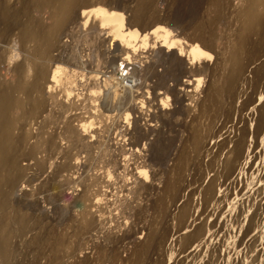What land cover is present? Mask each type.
Returning <instances> with one entry per match:
<instances>
[{"label":"rangeland","instance_id":"1","mask_svg":"<svg viewBox=\"0 0 264 264\" xmlns=\"http://www.w3.org/2000/svg\"><path fill=\"white\" fill-rule=\"evenodd\" d=\"M4 1L2 0V2ZM117 1L120 4H123V2L125 4H123L122 8H118L116 14L119 16L122 12L121 9H123L129 16V10L135 4L134 0H105V4H111V2L115 4ZM157 1L155 0V6L161 9L162 15H166L169 12L167 15H171L176 10L183 13L188 12V17H185L188 22L186 19L182 22L188 27L181 23V25L179 23L178 25L174 24L172 27L177 32L182 33L184 40L187 39L185 36L193 33L192 26H194L195 22V19L190 17L191 13H189L192 12L194 7V3L192 4L193 0ZM202 1H200L199 5ZM214 1L204 0L202 5H200L201 8H199L200 6L197 8L200 9L197 10V14L200 12L198 14L200 17L197 15V18L200 19L208 15L209 19L206 16L202 20L212 21L215 15L218 16L219 13H222L219 14L221 20L219 23L217 22L218 24H215L217 26H214V30L218 28L216 34L221 38L218 44H222L217 47V51L220 55H223L232 49L229 39L232 35L231 38L239 33L242 27V18H238L243 16L239 12H245V5L249 0H222L221 7L217 4V0ZM212 2L213 4H211ZM87 3L95 4L86 6ZM179 3L180 6H178ZM251 5L256 10V16L252 20L253 28L249 36L248 46L242 54L240 75L234 79V83L226 93L221 105L220 115L218 118L212 119L210 131L203 134L199 149L193 152L192 160L186 166V179H184L177 191L167 199L169 200L167 209H157L153 212L151 216L152 226L149 229L150 241L144 250L138 254H135V247L142 242V232L140 230L142 229L143 221H145L144 219L150 209L152 210L163 194H165V178L171 174L173 167L177 164L178 157L183 150V139L189 135L191 128L197 131L202 129V123H199L202 116L200 106L205 101L206 92L208 91L207 86H209L211 81V69L216 66V59L205 58L201 52L191 50L190 52L189 50H186L188 52L185 50L183 52L181 50L182 52L179 51L181 53L178 52L180 57L182 56L181 58L185 60L188 58L186 61L190 65L189 70L184 74L185 76H180V80L183 78L186 81L189 80L187 81V88H182L180 91L176 88L169 90L167 85L181 87L179 86L181 84L177 85L178 80L173 77L174 73L169 71L170 74L169 72L168 74H162L161 78L166 77L167 79L158 80L157 76L151 77L157 73H151L153 66H149V70L144 73V79H147L146 89L144 87V89L136 90V96L138 97H136L134 102H130L129 105V102L121 104L118 101L122 91L120 89L112 93V96L114 95L117 98L114 96V98L110 97L112 99H110V105H108L107 94L103 90L101 92V90L91 87L90 92L87 93L88 95H84L85 91H87L85 90L87 72L96 66L100 70L112 71L113 65H109L106 62H109L111 57L118 59L123 52L118 50L116 54H111L106 52L105 49L111 47L110 43L113 45L118 44V41H120L119 36L127 39L126 36L132 37L146 34L147 31L140 25L128 18L125 27L123 23L120 30L121 33L114 32L110 24L104 21L110 15L109 7H105L100 0H79L78 9L73 13L71 22L67 27L68 32L66 30L59 39L58 37L56 38L58 41H56L57 43L55 42L56 45L50 51V57L57 62L56 67L48 63L47 51L44 52L47 43L45 32L50 30L47 25L44 26V34L38 41L30 43L28 46L29 52H33L38 46L42 48V52L30 57L31 78L29 84L34 85L36 78L38 79L45 75L49 76L44 87L52 114H48L49 117H47L45 113L42 117L43 119H41L42 121L40 120V129L43 130V137L39 127L36 128L35 119L23 122L21 127L18 126L17 134L20 138L28 139L32 134L36 139L42 138L35 143L37 145L41 143V149H43V157L39 160L43 163L35 164L36 160H33V164L30 161L28 169L23 170L20 174L19 181L21 182L20 186L23 189L21 190L23 193L21 192L19 200L29 205L31 209L36 210L39 215L42 214L40 217H42L44 223L46 222L45 224L43 223L44 225H40L42 231L48 229L45 226L47 223L53 227L54 230L46 235V239L49 243L56 242V248L50 251L48 257L57 259V264H108L109 261L111 264H264V0H252ZM190 6L192 9H190ZM174 7L176 10H174ZM181 8L183 10H180ZM221 9L224 12H221ZM88 11L90 12V18H93L94 21L91 25H86L87 21L85 18H88L86 17L88 16ZM235 11H237V14H234ZM48 14L47 7L42 4L40 10L35 11L34 16L40 20ZM230 17L232 18L230 19ZM228 18L230 20H227ZM229 35L231 36L229 37ZM6 46L12 54L20 48L19 44L14 41L6 43ZM173 48L176 50V47ZM144 51H146L144 54L147 56L151 52V50L148 51L147 49ZM155 59L157 60V58ZM155 59L153 61H156ZM111 61L114 62L113 60ZM120 61H123V59ZM102 63L105 65L103 66ZM155 63L157 64V62ZM164 63L167 64V61L165 60ZM47 66H49L48 69H45ZM165 66L167 67V65ZM43 68L44 70L41 71ZM10 69V65L4 63L0 70L1 76L6 79L12 78ZM56 69L63 72L53 74V70ZM162 69L163 66L158 65V74L163 72ZM117 71L118 68L113 72L114 77H116ZM165 82L166 86H164ZM67 93L69 95L75 94L76 96L73 95L71 97ZM65 94L70 98L67 99ZM77 94H79V97ZM74 96L75 99H73ZM82 96L86 97L85 100L88 105L85 104ZM87 96L90 98H87ZM77 98L78 100L83 98V101L78 102ZM62 99L65 102H62ZM106 99L108 103H106ZM152 99H155V101H152ZM54 103L55 106H52L51 104L54 105ZM54 113L59 117V123L57 122L59 125L55 129L52 124L54 120L51 121ZM97 115L98 117H96ZM63 121L66 123L65 125L61 124ZM71 122L76 125L68 130V132L76 131H74L75 134L71 133L72 136L68 135V139L72 140L68 141L67 137H64L63 141L53 138L59 129V131L65 130L71 125ZM48 123L51 129H54L53 132H50L52 135L48 133L51 130ZM46 125L49 127L47 128ZM34 130L36 131L33 132ZM80 132L81 134H79ZM160 133L162 136H160ZM75 135L77 136L76 138H74ZM237 135H242L244 139L240 147L233 148L229 143ZM44 136H47L46 139ZM121 136H125L127 141H119ZM86 138L87 141L85 142ZM43 140L47 141L44 145ZM75 140L78 142L76 143ZM139 140L140 142H138ZM49 143L57 144L56 147L59 149L56 148L51 152L53 147H50ZM78 143V147L82 152L80 150L77 151L76 144ZM36 146L32 148V156L36 154V151L39 152L41 150L40 148L36 150ZM86 146L88 148L84 150ZM65 147H67L66 151L63 150ZM126 148H129V150L126 151ZM60 149H62L61 152L63 153L60 152ZM123 153L127 156L126 160L121 159V154ZM71 154L72 156H68ZM149 163L154 164V171L146 179L150 189L145 198L137 203L136 186L139 182V175L136 171ZM218 168H221L223 174L221 187L216 192H212L210 181ZM108 169L113 174L117 171L119 177L115 180L116 185H114V188L117 190L116 198L118 197L120 201L111 203L110 206L105 200V196L95 195L96 190L105 188L104 185L107 181L113 184V177L111 179L107 178V176L106 179L103 178V174H106ZM200 172L203 178L201 181L198 180ZM44 173L47 176H44ZM50 182L52 184L48 185V189L45 188ZM81 182L83 183L82 185ZM32 185L34 186L32 187ZM36 185L38 186L36 187ZM76 187L78 190H76ZM61 188L65 195H63ZM87 191L95 193L90 197H81L85 196L83 194ZM24 192L27 193L24 194ZM75 192L80 193V195H75ZM66 193L67 195L72 193V196L70 195L72 198L68 196L69 199L67 198L66 200ZM95 196L97 199L94 198ZM63 197L65 198L64 201L62 200L64 199ZM192 197H194L192 208L190 213L187 214L184 207ZM88 198L89 200L94 198L92 202L102 209L99 208L100 212L96 213L99 223L103 221L101 219L108 217L106 213L109 214L110 211L113 213L109 214L110 219L105 220L104 224H99V226L103 225L101 230H99L97 225L92 230L90 237L82 239L80 235L84 225ZM46 201L49 205H44V203H47ZM219 205H221L220 209H218ZM94 208L92 209L93 212ZM37 209H40L38 210L39 212ZM52 209H54L53 211L56 210L53 217L52 213L54 212H52ZM123 210L129 214L124 220L120 218ZM102 212L105 215L101 216ZM141 213L145 214L141 215ZM115 216L117 218H114ZM116 219L117 221L123 220L124 227L121 226V228L117 227L116 229ZM11 227H14V224H11ZM31 234L27 233L29 238L26 235L22 239H16L15 244L19 245H15L17 248L13 249L15 250L14 253H12V256L11 254L6 256L7 258L0 257V264H13V261L16 260L14 258H18V262L21 264L23 262L24 264H32L31 262L34 260L32 257L35 254L38 255L39 250L35 251L36 253H30L32 252V246H30V241H32ZM108 238L117 240L114 245L120 249L121 256L118 259L120 261L116 260L112 263L111 259L107 258V263H105L106 260L101 259V252L109 246L110 240ZM21 240L24 243H21ZM27 240L28 243L26 242ZM100 246L101 249H99ZM102 246L105 248L103 249ZM17 250L19 251L17 252ZM20 253L22 255L24 253L25 256H23L25 258L22 255L20 256Z\"/></svg>","mask_w":264,"mask_h":264},{"label":"bare ground","instance_id":"2","mask_svg":"<svg viewBox=\"0 0 264 264\" xmlns=\"http://www.w3.org/2000/svg\"><path fill=\"white\" fill-rule=\"evenodd\" d=\"M172 1H174V0H172ZM200 1L201 0H193V2H192V4L194 3L193 4L194 7H193L192 12H189V13H191L190 17L195 19L194 26H192L193 27V33L191 34L189 31L190 35L188 34V36H185L187 39L184 40L182 38V33L177 32L172 27L174 24H177V25H178V23L183 24L182 22L184 19H186L185 17L187 16L188 12L183 13L182 11H179V10L177 11L176 10L177 6H176V9L174 7V10H176L175 13L172 12L173 10L171 9L172 10L171 12L173 14L171 13V15H167L170 13L169 12L166 15H162V13L160 11L161 9H159L155 6V0H134L133 2H135V4L132 2L134 4L133 7H131L129 5V7H131L129 10L130 11L129 16H128V14H126L124 12L123 9H121L122 12L118 16L116 14V11H118V8L123 7V4H125L124 2H123V4H120L117 1V3L114 4L113 3L114 1H113V2H111V4H105V0H100V2L104 3L105 7L110 8V15L108 14L109 16L107 15L108 17H106L104 19V21H106V22H108V24H110V26L114 29L113 30L114 32L119 33L122 26H123V23H124V27H125L126 22L128 21V18H129L133 22H135L136 24L140 25L145 31H147V33L142 35V36H136V35H134L132 37L126 36L127 39H123L124 37L119 36L120 41H118L119 42L118 44L113 45L112 43H110L111 47L105 49L106 52L111 53V54H116V52L118 50H121L123 53L118 59L116 58L117 60L114 57H111V60H113L114 62H112L111 60H109V62H106L109 65L110 64L113 65L112 71H108L105 69L100 70L99 67H97V66L92 67L91 69L88 70L87 75H86L87 83L85 85V90H87V91H85L86 93L84 95H86L87 93L90 92L91 87H94L97 90H101V92L103 90V92H106V94H107V98L109 101L108 105H110V101H111L110 99H112L110 97L114 96V95L112 96V93L116 92V90L118 91V90L122 89V91L120 92V96L118 98V101L121 104L124 102H127V103L129 102L128 103V105H129L130 102H134L136 100V97H138V96H136V90L141 89V88L144 89V87L146 86V82H147L146 80L147 79H144V73L149 70V66H153L151 73L152 72L157 73L156 75H153L151 77L157 76L158 80L161 79L163 81V80L167 79L166 77L161 78L162 74L163 75L168 74L169 71L174 73L173 77L178 80L177 85L181 84V85H179L181 87H179V88L177 86L171 87V85H169V86L167 85V87L169 90L176 88L180 91V90H182V88H187L186 87L188 85L187 81H189V80L186 81L184 78L182 80H180L181 79L180 76L183 75V77H184L185 72H187L190 68V65H188L189 63L186 61L188 58L185 60V59L181 58L182 56L180 57L179 53L182 52L181 50H183V52H184V50L185 51L189 50V52H190V50L194 51V52H201L203 54V56H205V58H208V59L215 58L216 59V66L213 69H211L212 70L211 81L209 83V86H207L208 91L206 89L207 94L205 96L206 98L204 97L205 101L202 99L204 102L202 101L203 104L200 106L201 111H202V116L199 120V123L200 122L202 123V125H201L202 129L200 131H197V130H193V128H191L189 135L183 139V143H182L183 144L182 145L183 150L181 151L180 156L178 157L177 164L173 167L171 174H169L165 178V194H163V196L159 199V201L156 203V205L154 206V208L152 210L150 209L149 212L147 211L148 213H147L146 217L144 216L145 219L143 218L145 221H143L144 223L142 224V227H141L142 231L140 230V232H142V242L140 245H137L136 247L134 246L136 248V249L134 248L136 250V251L134 250L135 254L142 252L144 250V248L146 247V245L150 241L149 229L152 226L151 216H152L153 212L157 209L158 210L167 209V207H168L167 202L169 201L167 199L169 198V196L171 197V195H173L177 191V189L182 185L184 179H186V176H185L186 166L192 160L191 158H192L193 152L196 151L197 149H199V146L201 143V138H202L203 134L210 131V128H211L210 124L212 123V119L218 118V116L220 115L221 105L223 103L224 97H225L226 93L229 91L232 84L234 83V79L240 75L241 68H242L241 67L242 54H243L245 48L248 46L249 36H250V33L252 31V28H253L252 20L255 19L256 10L253 7V5H251L252 0L248 1V3H247L248 5L242 1L244 4L247 5V6L245 5V7H246L245 12H239L243 16L240 17L238 14V16H239L238 19L242 18V21H241L242 27L240 28L239 33H237V35H235L233 38H231L233 35L232 36L229 35V37L231 36L229 41H231L232 49L228 53L220 55L217 51V47H220L222 44V43L218 44V41L221 38L216 34V31L218 28L217 29L215 28L216 30H214V26L216 27L217 25H215V24L217 22L219 23V21L221 20L219 14H222V13L218 12L219 13V14L217 13L218 16L215 15V18L212 17L213 18L212 21L202 20V18H204L206 16L208 17V15L204 16L202 14L204 17H201L200 18L201 20H200L199 18H197V15L200 13L199 12L197 14V10H200V9H197V8H198V6L202 5L204 0L199 5ZM129 2H131V1H129ZM216 2L219 5V7L222 6V0H217ZM42 4L47 7L49 14L47 16L44 15L45 17L39 20V19L35 18L34 13H35V11L40 10V7ZM94 4L95 3H92V4L87 3L86 6H93ZM211 4H213V2ZM78 5H79V0H14V1L9 0L6 2L5 1L2 2V0H0V70H1L2 66L4 65V63H8L11 67L10 71H11V76H12V78L6 79L5 77L1 76V74H0V257L7 258L6 256H8L10 254L12 256V253H14V251H15L13 249L17 248L15 245H19V244H15L16 239H18V238L22 239V238H24V236L27 235V233L28 234L32 233L31 234L32 238L30 237L32 241L29 240L32 244V245L30 244V246H32L31 247L32 252H30V253L32 254L33 252L39 250V254L38 255L35 254V256L32 257L34 260H32L31 263L32 264H57V259L52 258L50 256L48 257L50 251L53 250L54 248H56V242L49 243L46 239V235L49 232H51L52 230H54L53 227L48 225V223H47V225H45V226L48 229L47 230L44 229L45 231H42L40 229L41 228L40 225L44 223L42 217H40V215H42V214L39 215L36 212V210L31 209L29 207V205L24 204L22 201L20 202V200H19V197H20L21 192H22L21 190H23V189H21V186H20L21 182L19 181L21 172L25 169H28V167L30 165V161H31V163H33V160H36L35 164H42L43 163V162L39 161L40 158L43 157L42 156L43 149H41V143L40 144L38 143L39 145H37L35 143L38 141V139L40 140L42 138L36 139L35 136H33V134H32L30 136V138L22 139V138H20V136H18L17 130H18V126L21 127L23 125V122H26V121L28 122L30 119L31 120L35 119L36 123L35 122H33V123H35L36 128L39 127V129H40L41 128L40 120L43 119L42 117L44 116V114L46 113L45 115L47 117H49L48 114L49 115L52 114V111H51L52 109L51 110L49 109L50 103H49V99L47 98V95H46L47 93L45 92V87H44V84L47 81L49 76L45 75L41 78H38V79L36 78L34 85L29 84V81L31 78V76H30L31 67H30V63H29L30 57L36 56V54L41 53L42 48L38 46L33 52H31V51L29 52L28 46L30 45V43L38 41V39L44 34L43 33L44 26L47 25L50 28V30L48 32H45L47 43H46V47L44 49V52L47 51V55H48V59H49L48 63L51 65L53 64V67L54 66L56 67L57 62H56V60L54 61V59L52 57H50V55H49L50 51H52V49L56 45L55 42L58 41V40H56V38L58 37V39H59L64 34V32L66 30L68 32L67 27L71 22L73 13L76 11V9H78ZM97 5H98V3H97ZM176 5H178V4H176ZM214 5H216V4H214ZM178 6H180V3ZM204 7L206 8V6H204ZM199 8H201V6ZM214 8H215V6H214ZM190 9H192L191 6H190ZM211 9H212V7H211ZM222 9H224V8L222 7ZM222 9L220 11L224 12V11H222ZM180 10H183V8H181ZM209 10H210V8H209ZM94 11H95V9H94ZM214 11H213V13H215ZM166 12H168V11H166ZM235 12H234V14H237V11H235ZM83 15H86V14H83ZM87 15L88 16H86V17H88V18H85V20L87 21L86 25L93 24L94 23L93 18H90V16H89L90 12ZM233 17H234V15H233ZM231 18L232 17H230V19ZM235 18H236V16H235ZM207 19H209V17ZM230 19L228 18L227 20H230ZM123 20H124V22H123ZM210 20H211V18H210ZM186 21H187V19H186ZM191 21H189V22H191ZM235 21H236V19H235ZM184 28H186V27H184ZM133 31H134V29H133ZM231 31H232V29H231ZM135 32H133V33H135ZM186 33H187V31H186ZM67 35H69V34H67ZM123 35H125V34H123ZM137 35H138V33H137ZM220 35H222V34H220ZM225 40H226V38H225ZM11 41L17 42L20 46L19 50H16L15 52H13V54L8 51V48L6 46V43L11 42ZM199 43H200V45H199ZM117 45H118V47H116ZM172 46L176 47V50ZM145 49H147L148 51L151 50V52L148 54V56L144 54L146 52V51H144ZM179 51H181V52H179ZM186 52H188V51H186ZM191 54H194V53H191ZM43 57H44V54H43ZM155 58H157V60ZM122 59H123V61H120ZM154 59L156 61H153ZM165 60L167 61V64H165L166 62L164 63ZM121 62L126 63L125 67L127 68V74L125 76H119L118 71H117V75H116V77H114L113 72L117 68L119 70V65ZM155 62H157V64ZM104 65L105 64H103V66ZM158 65L163 66V69H162L163 72H160L159 74L157 72L158 71ZM165 65H167V67ZM48 67L49 66H47V68H45V69H48ZM58 67H61V66H58ZM165 68H167L169 70H166ZM72 69L74 70V68H72ZM42 70H44V68L41 69V71ZM62 72H63L62 70H58V69L53 70V74L54 73L60 74ZM101 72H105V73L101 74ZM155 73H153V74H155ZM169 74H170V72H169ZM51 75H52V73H51ZM168 77H170V76H168ZM176 79H173V80H176ZM154 80H156V79H154ZM166 82L164 83V86H166ZM155 87H158V86H155ZM160 87H161V85H160ZM145 89H146V87H145ZM67 94L69 95V93H67ZM67 94H65V95H67ZM117 94H118V92H117ZM68 95H67V99L70 98L69 96L72 97L75 94L69 95V96ZM78 95L79 94H77V96ZM75 96L73 99H75ZM82 97L84 98V96H82ZM114 97H116V96H114ZM87 98H90V97L87 96ZM85 99H86V97L84 98V100ZM70 100H72V99H70ZM77 100H78V98H77ZM81 100H78V102L79 101L81 102ZM87 100H89V99H87ZM153 100L155 101V99H152V101ZM73 101H75V100H73ZM106 101H107V99H106ZM108 101L106 103H108ZM152 101H150V102H152ZM62 102H65V101L63 100ZM85 104L88 105V103H86V100H85ZM152 104H153V102H152ZM51 105L55 106V103H54V105L53 104H51ZM106 105H105V107H106ZM83 106H84V104H83ZM83 110H84V108H83ZM53 111H55V110H53ZM241 112H243V111H241ZM56 113H58V112H56ZM56 113L53 114V118L51 119V121L54 120V121H52V124L54 125L53 126L54 129L56 126L59 125V124H57L59 117H57ZM93 113H94V111H93ZM96 117H98V115ZM48 119H50V118H48ZM47 121H49V120H47ZM43 123L45 124L44 121H43ZM62 123L64 125L66 124V123H64V121L61 122V124ZM49 126H50V124H49ZM49 126H47V128ZM73 126H76V125H73V123L71 122L70 126H68V127L65 126V127H67L65 130L59 131L60 130L59 129L57 131V133L54 134L53 138H58L60 141H63L62 139L64 137H67L68 141L72 140V139H68V135H71V133L75 134L74 133L75 130L74 131L72 130V132H70V131L68 132V130H70V128L72 129ZM192 126H194V125H192ZM192 126H190V127H192ZM50 129H51V126H50ZM54 129L49 130L48 133L53 132ZM74 129H75V127H74ZM40 130H41L40 132L43 131L42 129H40ZM35 131L36 130H34L33 132H35ZM44 131H47V130H44ZM79 134H81V132ZM50 135H52V133H50ZM163 135H164V133H163ZM47 136H44L45 139ZM77 136H79V135L77 134ZM77 136L75 135L74 138H76ZM160 136H162L161 133H160ZM42 137H43V132H42ZM141 137L143 138V136H141ZM243 139H244V137L242 135H237L236 137L231 139L229 144L233 148H238V147H240V145H242ZM76 140H78V139H76ZM140 140L138 142H140ZM78 141H76V143ZM81 141H83V140H81ZM86 141H87V138H86L85 142ZM119 141L125 142V141H127V139L125 138V136H121ZM43 142H44L43 145L47 143V141H45V140H43ZM92 144H93V142H92ZM72 145H74V144H72ZM76 145L78 148L77 151L80 150L82 152V150L79 149V147H78L79 143ZM34 146H36V150L38 148H40L41 150L39 152H37L35 150L36 154L34 156H32V148ZM49 146L53 147L51 152L53 150H55L56 148H58V147H56L57 144H54V143H52V144L49 143ZM73 147H75V146H73ZM66 148L67 147H65L63 150H65ZM87 148L88 147L86 146L84 150H86ZM139 148H140V146H139ZM61 150L62 149H60V152H61ZM128 150H129V148H126V151H128ZM46 151H48V150H46ZM61 153H63V152H61ZM68 156H72V154L68 155ZM69 158H72V157H69ZM126 158H127L126 154H124V153L121 154V159L126 160ZM128 158H129V156H128ZM153 166H154V164L149 163V164L144 165L143 167H141L139 170L136 171V173H138V175H139V182H138V185L136 186V192H137L136 193V197H137L136 200H138L137 203H139V201H141L142 199L145 198V196L148 193V190L150 189L148 187V183L146 182L147 181L146 179L154 171ZM117 173L118 172L116 171L115 174H113L112 171H110L108 169L106 174L105 173L103 174V178L106 179V176H107V178L111 179L113 177V181H114L113 184H111L107 181L104 185L105 188L103 187L104 189L96 190V194H95L96 196H99V195L105 196L106 199H105V197H104V199L107 200L109 206L111 205V203H117L120 201V199H118V197L116 198L117 190L114 188V185H116L115 180H117L119 178ZM63 175H65V174H63ZM70 175H71V173H70ZM222 175L223 174H222L221 168H218L216 170V172L214 173L211 181H210V189L212 192H216L218 189H220L221 181H222ZM44 176H47L46 173H44ZM25 177H26V175H25ZM68 177H69V175H68ZM65 179L67 180V178H65ZM201 179H203V178H202V173L200 172L198 175V180L201 181ZM51 184H52L51 182H50V184L48 183L45 186V188L48 189V187H49L48 185H51ZM82 184L83 183L81 182V185ZM34 185H32V187ZM53 185H55V184H53ZM37 186L38 185H36V187ZM56 186H57V184H56ZM27 187H29V186H27ZM52 188H54V187H52ZM52 188H50V189H52ZM61 190L63 191L62 188H61ZM76 190H78V188ZM69 191H70V189H69ZM76 192H78V191H76ZM84 192H85V190H84ZM91 192L87 191L85 194H83L85 196H81V197L93 196V193H95V192H93V193H91ZM26 193L24 192V194H26ZM31 193H32V191H31ZM72 193H74V192H72ZM63 195H65L64 191H63ZM66 195H67V193H66ZM70 195L65 196L66 200H67L68 196L69 197L72 196V195L71 196ZM75 195H80V193H76ZM96 196L94 198L97 199ZM102 196H101V198H102ZM46 197H48V196L46 195ZM42 198H43V196H42ZM50 198H46V199H50ZM93 199H90V200H89V198L87 199L86 214L84 217V225L82 227L81 235H80V237H82V239H85L86 237H90L91 233L93 232L92 230H94V228L97 225L99 226V224H102V223L104 224V222H106L105 220H107L108 218L110 219L109 214L113 213L110 211L109 214H107L106 211H104L108 217H106V218L104 217L105 219L100 218L103 221H100V223H99L96 213L100 212L101 207H99L100 208L99 209L98 206H96L92 202ZM114 199H115V201H113ZM62 200L64 201L65 198ZM193 201H194V197L189 199V201L186 203V205L184 207V210L187 214L190 213V211H191ZM49 203H51V202H49ZM45 204L47 205L48 202L44 203V205ZM50 206H51V204H50ZM140 206H142V205L140 204ZM93 207L96 208V209L94 208V212L96 211L95 213L92 210ZM220 207H221V205L218 206V209H220ZM44 208L46 209V207H44ZM145 208H147V207H145ZM38 210H40V209H37V211ZM49 210H50V208H49ZM53 210L54 209H52V212H54V213H52V217L56 213V210L55 211H53ZM140 210L142 211V209H140ZM41 211H43V210H41ZM46 212L48 213V211H46ZM49 212H51V211H49ZM104 212H102L100 215L101 216L105 215ZM143 214H145V213H141V215H143ZM46 215H45V217H46ZM128 215L129 214L123 210L122 215H121L122 217L120 216V218H123V220H124L125 218L128 217ZM43 216H44V214H43ZM114 218H117V217L115 216ZM118 218H119V216H118ZM123 220L117 221V219H116V222H117V225L115 227L116 229H117V227H119V228H121V226L124 227L123 226L124 225ZM11 224H14V227H11ZM101 228H103V225L99 226V230H101ZM29 231H31V232L29 233ZM113 232H111V233H113ZM111 237H112V235H111ZM28 238H29V236H28ZM28 238L26 237V239H28ZM108 239L110 240L109 246L107 245L108 247H106V249H104L105 247L102 246L104 251L101 252L102 253L101 259L102 260L104 259V261L106 260L105 263H107V260H108L107 258L111 259L112 263H113V261H116V260L120 261V260H118L121 256L120 251H119L120 249H118L114 245V242H116L117 240L115 241V240H111L110 238H108ZM59 240H60V238H59ZM24 242H25V239H24ZM24 242H22V240H21V243H24ZM26 242L28 243V240ZM14 246H15V248H14ZM19 248H20V246H19ZM99 249H101V246ZM21 250H22V248H21ZM18 251L19 250H17V252ZM29 251H31V250H29ZM133 254H134V252H133ZM21 255H22V253H20V256ZM23 255H24V253H23ZM23 255H22V257L25 258L24 257L25 255L24 256ZM13 258H14V256H13ZM14 259H16V260L13 261V264H21L18 262L19 261L18 258H14ZM29 259H31V257H29ZM11 262H12V260H11ZM109 262H108V264H109ZM25 263H26V261H25ZM23 264H24V262H23ZM110 264H111V262H110Z\"/></svg>","mask_w":264,"mask_h":264},{"label":"built area","instance_id":"3","mask_svg":"<svg viewBox=\"0 0 264 264\" xmlns=\"http://www.w3.org/2000/svg\"><path fill=\"white\" fill-rule=\"evenodd\" d=\"M125 64V62L120 63L118 70L119 76H125L127 74V68L125 67Z\"/></svg>","mask_w":264,"mask_h":264}]
</instances>
